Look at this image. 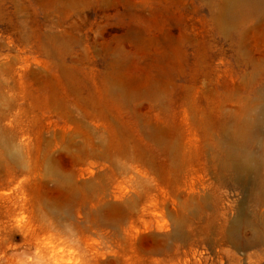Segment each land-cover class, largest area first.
Returning a JSON list of instances; mask_svg holds the SVG:
<instances>
[{
    "label": "rangeland",
    "instance_id": "rangeland-1",
    "mask_svg": "<svg viewBox=\"0 0 264 264\" xmlns=\"http://www.w3.org/2000/svg\"><path fill=\"white\" fill-rule=\"evenodd\" d=\"M208 18L209 0H0L21 146L0 149V264H264L250 189L216 161L252 119L264 32L239 47ZM248 179L264 190V165Z\"/></svg>",
    "mask_w": 264,
    "mask_h": 264
},
{
    "label": "bare ground",
    "instance_id": "bare-ground-1",
    "mask_svg": "<svg viewBox=\"0 0 264 264\" xmlns=\"http://www.w3.org/2000/svg\"><path fill=\"white\" fill-rule=\"evenodd\" d=\"M208 21L211 28L220 35L234 36L240 47L248 28L257 27L264 32V0H209ZM55 24H57L56 21ZM50 27H52L51 23ZM1 90L0 97L2 96ZM252 111L250 121L239 118L240 120L236 119L232 128H223L222 135L225 138L219 146L220 152L216 156V161L219 168L228 172L238 186L245 183L242 187L248 186L250 189L249 198L256 203V216L259 217L254 220L248 219L247 223L253 236L252 242L259 243L262 241L261 237L264 236V190H261L259 186L252 189L253 182L249 181L248 176L250 173L255 174L259 167L264 165V138H258L260 128L264 125V86L252 97ZM20 147L19 143H15L14 139L8 136L7 130L0 125V149L3 158L5 160L9 158L12 161L20 160ZM231 225L234 226V223ZM248 244L252 243L248 242ZM55 251L57 252L56 248L54 251L51 250L49 257L55 260V264H62L60 258L58 261L61 252L56 253Z\"/></svg>",
    "mask_w": 264,
    "mask_h": 264
}]
</instances>
